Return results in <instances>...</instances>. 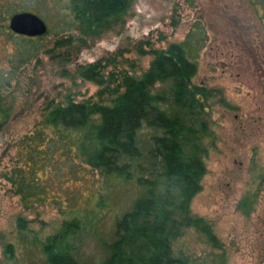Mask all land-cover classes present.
Wrapping results in <instances>:
<instances>
[{"label": "rangeland", "instance_id": "1", "mask_svg": "<svg viewBox=\"0 0 264 264\" xmlns=\"http://www.w3.org/2000/svg\"><path fill=\"white\" fill-rule=\"evenodd\" d=\"M4 4L32 12L49 33L22 62L20 42L0 29V264H47L35 243L56 233L72 211H92L94 223L108 233L130 209L140 188L102 175L76 156L69 159L42 121L69 101L109 104L125 76L139 77L153 51L184 42L195 23L207 40L191 82L210 91L211 135L204 140L206 174L190 209L209 223L221 248L195 229L184 231L172 248L190 264L220 255L226 264H264V24L250 0H131L122 22L90 34L66 28V0ZM92 64L99 66L103 86L81 78V68ZM153 133L139 132L144 150ZM18 170L38 195L27 205L10 181ZM101 199L104 207L96 208ZM242 201L248 213L238 209ZM106 255L88 234L76 259L99 264Z\"/></svg>", "mask_w": 264, "mask_h": 264}, {"label": "trees", "instance_id": "2", "mask_svg": "<svg viewBox=\"0 0 264 264\" xmlns=\"http://www.w3.org/2000/svg\"><path fill=\"white\" fill-rule=\"evenodd\" d=\"M4 2L0 1V29L8 28V34L20 42L18 54L25 62L39 49L36 43L41 36L13 33L10 18L27 11ZM130 5L131 0H66V28L83 34L101 31L122 22ZM250 5L264 24V0H250ZM206 40L205 28L195 23L184 42L153 51L139 77L125 76L109 104L69 101L55 106L43 119L44 128L56 135L55 146L63 147L69 159L76 156L90 169L140 188L130 209L116 217L108 233H102L101 223H94L92 211H72L56 233L35 243L47 264H86L77 261L76 255L88 234L107 253L99 264H190L172 248V242L188 229L206 235L210 244L221 248L209 223L190 209L206 174L209 147L204 140L211 135L205 106L210 91L191 82ZM98 68L95 64L81 68V78L103 86ZM162 85L167 88L152 93ZM143 128L154 131L146 151L138 138ZM24 175L18 170V177L10 181L27 205L38 195L24 182ZM102 207L101 199L96 208ZM248 207L246 201L238 205L247 213ZM21 222L19 229L24 228ZM209 263L226 264V260L223 255L213 256L205 262Z\"/></svg>", "mask_w": 264, "mask_h": 264}, {"label": "water", "instance_id": "3", "mask_svg": "<svg viewBox=\"0 0 264 264\" xmlns=\"http://www.w3.org/2000/svg\"><path fill=\"white\" fill-rule=\"evenodd\" d=\"M9 28L13 33L26 37H39L47 31L45 23L29 12L13 15L9 20Z\"/></svg>", "mask_w": 264, "mask_h": 264}]
</instances>
